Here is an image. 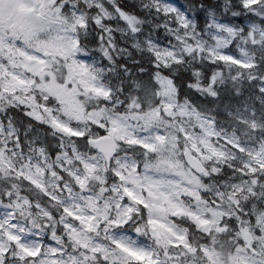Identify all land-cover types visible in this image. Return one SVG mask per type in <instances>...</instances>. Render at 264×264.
Here are the masks:
<instances>
[{"label":"snow or ice","instance_id":"snow-or-ice-1","mask_svg":"<svg viewBox=\"0 0 264 264\" xmlns=\"http://www.w3.org/2000/svg\"><path fill=\"white\" fill-rule=\"evenodd\" d=\"M0 264H264V0H0Z\"/></svg>","mask_w":264,"mask_h":264}]
</instances>
